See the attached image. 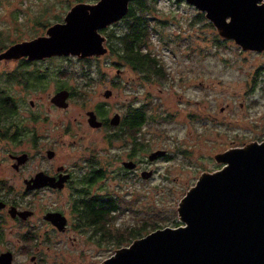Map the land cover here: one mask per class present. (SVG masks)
Returning <instances> with one entry per match:
<instances>
[{
    "label": "rangeland",
    "instance_id": "rangeland-1",
    "mask_svg": "<svg viewBox=\"0 0 264 264\" xmlns=\"http://www.w3.org/2000/svg\"><path fill=\"white\" fill-rule=\"evenodd\" d=\"M78 1L0 0V40L3 43L0 49L15 40H29L44 33L50 24L63 20L65 13ZM155 6V16L168 20L161 29L163 36L173 40L170 51L154 33L150 35L148 47L152 55L164 62V79L143 78L142 73L128 66H115L119 60L104 44L106 51L95 57L68 54V61L49 59L41 62V68L46 67L44 85L26 91V99L39 100L37 110L43 111L45 118L52 121L71 117L77 110L89 108L96 101L104 102L108 116L124 109L126 103L147 104L150 118L143 128L145 137L141 141L144 144L138 145L133 158H146L149 151L157 148H164L167 153L148 163L153 170L151 177L139 178L138 173L124 176L120 172L117 184L111 174L105 178L106 188L121 199L116 218L120 229L139 227L142 234L151 229L155 221L153 212L161 214L163 219L157 222L164 226L170 224L172 210L178 219L179 199L199 174L221 166L215 159L219 152L264 140V50L243 49L233 39L220 36L216 27L206 24L209 20L204 13L203 21L199 16L194 19L200 10L185 0H157ZM13 11H17L15 18ZM218 37L227 41L217 43L215 38ZM6 64L8 71L19 65L14 61ZM59 66H68V86L80 93L71 99L70 106L64 111L49 108L48 96L54 87L52 73ZM117 68L121 69L118 75ZM111 80L117 84L112 86ZM17 86L23 87L18 83ZM106 87L112 89L107 98L102 94ZM132 96L134 101H131ZM103 133H106L104 129L88 133L81 145L86 143L93 147L95 136L100 137ZM125 142L127 140H121L119 149L114 146L116 143H104L105 151H110L112 159L125 158ZM69 156L73 154L69 153ZM40 198L45 207L54 200V194L41 193ZM32 199L36 200L35 197ZM14 225H6L0 239V250H12L11 264H33L31 254L39 249L47 259L46 264H61L56 259L59 253L68 259V264H99L118 248L103 241L97 243L84 235L76 239L51 236L36 237L34 242L30 240L27 253L21 248L24 241L19 237L20 229Z\"/></svg>",
    "mask_w": 264,
    "mask_h": 264
},
{
    "label": "flooded vegetation",
    "instance_id": "flooded-vegetation-1",
    "mask_svg": "<svg viewBox=\"0 0 264 264\" xmlns=\"http://www.w3.org/2000/svg\"><path fill=\"white\" fill-rule=\"evenodd\" d=\"M43 34H46V29L39 35ZM49 59L68 61V54L39 58L20 54L0 58V239L6 225L15 224L20 229V239L24 241L21 248L27 253L31 245L29 241L34 242L36 237L76 239L84 235L100 241L115 238L120 229L116 218L121 209V199L106 188V175L111 174L114 184H117L120 172L124 176H136L138 173L139 178H144L141 171L152 170L148 164L152 161L147 158L148 153L146 158H133L138 145L144 144L141 141L145 137L143 128L150 118L147 104L134 106L132 102L126 103L124 109L113 111L108 116L104 102L96 101L89 108L77 110L71 117L52 121L45 118L43 111L37 110L39 100L26 99L27 90L44 85L46 67L41 68L40 65ZM8 61L19 65L8 71L5 67ZM120 70H115L117 75ZM52 75L54 87L48 96L49 108L67 110L71 99L77 96L68 86V66L57 67ZM111 82L112 86L117 84L114 80ZM17 83L23 87H18ZM106 89H109V94L105 96ZM61 90L66 91L64 105L52 101V96ZM102 94L107 98L112 94V89L106 87ZM134 100L132 96L131 101ZM89 110L100 121L99 125L88 122ZM133 110L139 114L138 123L132 122ZM114 113L118 114L115 124L110 122ZM100 129L106 133L95 136L96 145H81L88 133ZM121 140H127L126 157L112 159L109 157L110 151H105L104 143H116L114 146L119 149ZM76 146L78 148L73 150ZM69 153L73 156H69ZM126 160L134 161V166H124L123 161ZM41 193H53L54 200L44 207L40 202ZM23 210H28L29 214L21 216L18 211ZM49 212L64 217L63 227L44 217ZM5 250L12 253L8 248L0 252ZM39 252L40 249L31 254L33 264H46L43 251ZM56 259L61 264H68V259L61 253Z\"/></svg>",
    "mask_w": 264,
    "mask_h": 264
},
{
    "label": "water",
    "instance_id": "water-1",
    "mask_svg": "<svg viewBox=\"0 0 264 264\" xmlns=\"http://www.w3.org/2000/svg\"><path fill=\"white\" fill-rule=\"evenodd\" d=\"M198 10L224 38L243 49L264 50V0H185ZM129 0L78 1L62 21L46 28V34L17 41L0 51V58L52 54L99 55L106 51L100 28L121 18ZM109 94V89L104 95ZM65 90L52 96L64 105ZM88 122L99 125L92 110ZM114 113L111 123H117ZM166 153L157 148L147 155L154 160ZM215 159L221 166L198 175L177 204L180 223L157 227L131 243L116 248L99 264H264V140L232 146ZM133 167L134 161H123ZM152 170L141 171L149 177ZM2 202H0V206ZM21 216L28 210L18 211ZM45 218L63 227L64 217ZM12 253L0 252V264H11Z\"/></svg>",
    "mask_w": 264,
    "mask_h": 264
},
{
    "label": "trees",
    "instance_id": "trees-1",
    "mask_svg": "<svg viewBox=\"0 0 264 264\" xmlns=\"http://www.w3.org/2000/svg\"><path fill=\"white\" fill-rule=\"evenodd\" d=\"M84 1V0H79ZM157 0H129L128 8L120 19L113 21L111 24L115 27H102L100 32L105 36L104 44L107 47V51L118 58V62H115V66L125 65L131 70L142 73L143 78L149 79V76H156L164 79L166 77L165 64L161 58H157L151 54V49L148 47L151 44L150 35L154 33L170 51V43L173 41L168 36H163L162 28L167 24L168 20L158 19L155 16ZM14 18L17 15V11H13ZM196 16L203 21V12L197 11ZM193 19V20H194ZM192 21L190 22L191 25ZM208 26L213 27L211 22H206ZM214 28V27H213ZM217 43H225L227 39L215 38ZM0 40V46L3 43ZM91 57V56H90ZM95 57V55L93 56ZM89 58V57H88ZM75 94H80L78 91H74ZM131 119L133 123L139 122V114L133 110ZM130 119V120H131ZM129 120V121H130ZM154 222L150 230L157 227H162L157 221L163 219L159 212H153ZM173 218L170 221V226H175L180 221L175 217V212L172 210ZM177 214V212H176ZM167 221V217H165ZM164 221V222H165ZM148 232V231H147ZM143 235L139 232V227L127 226L119 229V232L115 238L103 239L102 241L106 245H113L115 247H121L131 243L133 240ZM102 241L96 240L97 243Z\"/></svg>",
    "mask_w": 264,
    "mask_h": 264
}]
</instances>
